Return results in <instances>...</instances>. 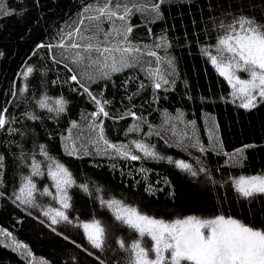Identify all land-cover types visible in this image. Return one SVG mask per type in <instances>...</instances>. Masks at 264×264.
<instances>
[{
    "label": "trees",
    "instance_id": "trees-1",
    "mask_svg": "<svg viewBox=\"0 0 264 264\" xmlns=\"http://www.w3.org/2000/svg\"><path fill=\"white\" fill-rule=\"evenodd\" d=\"M140 2L146 3L149 0ZM89 3H93V0H6L7 8L13 14L0 15V107L9 100L13 101L7 105L8 114L18 118V122L12 126L24 133L21 137L19 133L10 136L7 132L0 131V154L5 157V186L0 189L5 193L0 197V228L11 233L17 242L26 245L32 257L48 264H99L96 256L104 260L105 264H125L126 253L118 248L117 238L122 237L128 243L135 239V235L111 218L106 208L100 207L98 195L105 199L115 197L138 207L148 215L166 220L177 216L210 217L223 213L256 227L264 226V202L260 199L251 203L237 200L236 193L229 186H213L205 173L193 178L169 164L166 159H182L197 170L203 166L217 181H224L229 174H256L264 171V105L247 111L231 103L228 95L230 88L226 81L218 76L200 54V47L214 42L215 33L209 37L205 32L206 29H211L213 17L220 18L231 13L237 16H254L261 20L264 19V0H171L161 5L163 19L148 25L153 29L151 36L144 26L145 18L139 13L132 17L131 23L140 25L131 35L134 43L151 45L162 33L167 35L171 47L167 51L155 50L162 57L173 61L174 69L163 61L160 69L175 84L165 85L168 91L164 88L157 90L155 102L149 86L130 103L127 96L136 91L141 80L150 85L145 72L136 68L116 74L110 81L99 80L92 83L90 91L103 92L104 99L111 101L106 106L111 114L125 111L134 104L132 111L147 120V123L141 124L139 132L129 133L127 136V128L134 123L132 117L104 120L105 134L111 142L128 143L134 139H142L155 145V150L165 157L163 160L138 161L111 159L108 155L96 154L88 144L86 129L80 142L86 145L90 154H85V149H81L79 158L66 155L61 141V134H67L66 129L70 127L71 121L76 120L84 125L86 121L82 120L81 114L90 113L95 108L86 95L80 94L83 90L79 85L71 81L64 83L73 72L79 74L83 71L73 65L70 59H65L71 56V51L58 47L50 51L47 47L38 48L37 45L58 44L61 33L71 30L78 14ZM53 56L60 63H55ZM144 60L152 61L151 65L145 63V68L156 67L155 58L145 56ZM65 63L73 72L64 67ZM27 66H32L34 71L25 81L20 73ZM125 79H129L127 91L121 86ZM53 81L58 82L53 84ZM25 84L28 85V92L20 96L19 89ZM73 88L77 91H72ZM13 90L17 92L19 99L12 97ZM43 93L52 95L51 97L63 96L68 102L66 113L53 119L50 118L52 114L37 109L32 97L39 98ZM25 98L27 103L24 102ZM16 103H19V107L15 106ZM24 111H36L44 119L42 122L23 119L21 113ZM165 112L172 117L183 113V122L171 121V125H175L176 135L172 134L171 125H162ZM190 121H195L205 152H200L199 146L188 147L191 141L184 142L183 145L177 143L182 132L191 133L188 124ZM149 124L160 135L147 136ZM210 129L216 131L226 152H233L248 144L255 145L245 149L243 168L226 166L227 157L207 148L210 146ZM80 132L81 129H73V136ZM17 144L22 145V149ZM39 144L46 145L50 155L70 170L77 185L89 186V192L76 186L69 189L72 207L67 210V214L73 220L72 225H52L51 220L43 216L40 209L23 205L18 207L19 202H13L12 192L19 186L20 174H28L29 171L18 157L22 150L26 153L35 150L38 153L39 149H34V145ZM37 159L42 160L43 157L37 155ZM25 161L30 163L27 157ZM141 168L148 171L141 173ZM34 179L40 191L49 187L55 192L53 182L46 175ZM149 185L153 187L155 194H149L145 190ZM96 188L103 191L97 193ZM36 196L41 205L52 203L53 207H60L47 196H40L39 193ZM93 218L100 220L107 230L103 252L93 249L82 228L75 226ZM89 251L94 256H89ZM0 264L30 263L17 250L0 242Z\"/></svg>",
    "mask_w": 264,
    "mask_h": 264
},
{
    "label": "snow or ice",
    "instance_id": "snow-or-ice-1",
    "mask_svg": "<svg viewBox=\"0 0 264 264\" xmlns=\"http://www.w3.org/2000/svg\"><path fill=\"white\" fill-rule=\"evenodd\" d=\"M169 2L171 0H158V2L149 0L146 3H141L140 0H93V3L87 4L78 14V19L71 30L61 33L58 44L37 45L38 48L47 47L50 51L54 47L71 51V56L65 59H70L73 65L82 68L83 71L77 74L65 63L64 67L73 74L64 83L71 81L79 85V88L83 90L80 94L86 95L95 108L90 113L81 114L82 120L86 121L84 125L73 120L70 122V127L66 129L67 134H61L66 155H75L79 158L81 149H85V154H90L86 145L80 142L83 131L86 129L88 144L96 154L129 161L165 159L155 150V145L148 144L142 139H134L128 143L111 142L105 134V119L123 120L132 117L134 123L127 128L125 136L139 132L141 124L147 123V120L132 111L134 104L125 111L111 114L106 110V106L111 104V101L104 99L102 91L100 93L90 91V85L99 80L110 81L114 75L123 73L127 69L139 68L140 71L145 72V78L150 81V85L141 80L136 91L127 96L131 103L134 97L140 95L149 86L152 88L153 102H155L157 90L164 88L168 91L165 85L175 84V81H170L160 69L162 61L174 69L173 61L162 57L155 50L167 51L171 47L167 35L162 33L151 45L137 44L131 39L134 29L140 26L131 23L133 16L139 13L145 18L144 26L147 27V32L151 36L153 29L148 25L163 19L161 5ZM12 14L13 11L7 8L6 0H0V15ZM205 32L209 37L213 32L215 33L214 42L205 43L200 47V54L211 64L218 76L226 81L230 88L228 93L230 102L247 111L264 105V19L258 20L254 16H237L227 13L220 18L213 17L211 29H206ZM145 56L155 58V68L143 66L145 63L152 64L151 60H144ZM53 61L60 63L54 56ZM33 71L32 66H27L20 75L27 81ZM129 79L122 81L121 86L125 88V91H127ZM72 91L77 89L73 88ZM27 92V84L19 89L20 96H24ZM11 95L19 99L15 90L11 92ZM32 100L37 109L52 114L50 118L53 119H58L67 111L68 102L63 96L54 98L43 93L39 98L33 96ZM24 102L27 103V98ZM12 103L13 101L9 100L0 107V131L7 132L10 136L19 133L23 137L24 133L12 126L18 122V118L8 114L7 105ZM15 106L19 107V103ZM182 117L183 113L172 117L165 112L162 125H171L172 120L183 122ZM21 118L33 122H42L44 119L36 111H24L21 113ZM188 124L191 127V133L182 132L177 143L183 145L184 141L188 140L191 141L188 147L199 146V151L205 152L206 149L199 140L195 121H190ZM215 127L218 128V126ZM73 129H81L80 134L73 136ZM149 129L147 136L160 135L150 124ZM171 130L172 134L176 135L175 125H171ZM208 135L210 145L227 157L225 164L230 168H243V161L246 159L245 149L255 147L248 144L233 152H226L216 131L210 129ZM17 147L22 149L23 146L17 144ZM36 147L39 149L38 153L35 150L32 153L22 150L18 157L29 171L28 174H20L19 186L12 192L13 202H19L18 207L23 205L40 209L42 215L51 220L52 225H72L73 220L67 214V210L72 207L69 189L76 186L84 192H89V186L88 184L77 185L70 170L50 155L46 145H34V149ZM37 155L42 156L43 159L38 160ZM25 157L30 160V163L25 161ZM166 159L169 164L193 178L198 177L200 173H205L213 186L217 184L221 187L229 186L236 193L237 200H246L251 203L260 199L264 202V171L256 174H229L224 181H217L203 166L197 170L192 164L182 159L172 157ZM4 161V155L0 154V189L5 186ZM139 171L146 173L148 170L141 168ZM45 175L53 182L52 187L55 192H52L49 187H44L42 191L37 188L34 178H42ZM164 182L167 183L166 180ZM145 190L149 194H155L151 185ZM102 191L101 188H96L97 193ZM37 193L40 196L49 197L60 207H53L52 203L41 205L37 202ZM4 195L5 193L0 191V197ZM97 199L101 208H106L115 221L136 236L128 243H125L122 237L117 238L118 248L126 253L125 264H264V226L256 227L252 223H245L242 219L226 216L223 213L210 217L177 216L166 220L148 215L138 207L115 197L105 199L102 195H98ZM75 226L82 228L88 244L93 249L103 252L107 230L100 220L93 218L90 222H79ZM0 234L11 236V233H7L4 229H0ZM13 243L17 248L27 247L16 243L14 239ZM88 255L94 256V253L89 251ZM95 258L99 264H105L100 257Z\"/></svg>",
    "mask_w": 264,
    "mask_h": 264
},
{
    "label": "rangeland",
    "instance_id": "rangeland-1",
    "mask_svg": "<svg viewBox=\"0 0 264 264\" xmlns=\"http://www.w3.org/2000/svg\"><path fill=\"white\" fill-rule=\"evenodd\" d=\"M184 142H188V140H185ZM207 148L210 149L211 151L219 152L217 149H214L211 145L207 146ZM109 216L111 218H113V216L111 215L110 212H109ZM198 217H205V216H198ZM171 219H173V218H171ZM90 221L91 220H87V221H84V222H90ZM132 234L135 235L134 233H132ZM135 238H136V236H135ZM0 242L5 244V245H7L8 247H10L12 249L17 250V252L19 254H21V256H23L27 261H29L30 264H44V262H45V261H43L41 259L32 257L31 254L29 255V251H28L27 247L26 248H23V247L17 248L15 243H13V237L12 236H7V235H4V234H0ZM15 242L19 243L21 245H24L23 243L17 242L16 240H15Z\"/></svg>",
    "mask_w": 264,
    "mask_h": 264
},
{
    "label": "bare ground",
    "instance_id": "bare-ground-1",
    "mask_svg": "<svg viewBox=\"0 0 264 264\" xmlns=\"http://www.w3.org/2000/svg\"><path fill=\"white\" fill-rule=\"evenodd\" d=\"M50 94H51V93H50ZM51 96H52V95H51ZM60 96H61V95H60ZM57 97H58V96H57ZM54 98H56V96H55ZM145 125H146V124H145ZM160 132H161V131H160ZM168 136H170V135H168ZM172 139H173V138H172ZM168 142H169V141H168ZM182 147H183V146H182ZM182 147H181V148H182ZM183 148H184V147H183ZM183 150H184V149H183Z\"/></svg>",
    "mask_w": 264,
    "mask_h": 264
}]
</instances>
